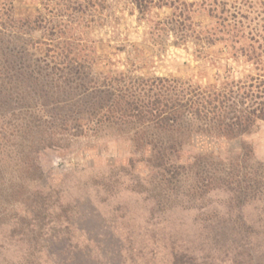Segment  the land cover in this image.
Segmentation results:
<instances>
[{
    "label": "rangeland",
    "instance_id": "rangeland-1",
    "mask_svg": "<svg viewBox=\"0 0 264 264\" xmlns=\"http://www.w3.org/2000/svg\"><path fill=\"white\" fill-rule=\"evenodd\" d=\"M133 1L94 0V9L76 15L73 0H12L10 14L29 38L95 57L100 71L110 61L115 71L133 64L146 75L211 80L219 73L196 59L192 44L153 41L154 23L171 9L142 19ZM194 11L199 29L214 24ZM221 49L218 43L208 53ZM25 145L21 139L0 161V264H264L261 202L238 205L225 190L169 197L152 182L146 155L116 132L74 139L62 157L35 144L25 161ZM194 145L222 158L247 148L264 163V123L234 141L197 138Z\"/></svg>",
    "mask_w": 264,
    "mask_h": 264
},
{
    "label": "trees",
    "instance_id": "trees-1",
    "mask_svg": "<svg viewBox=\"0 0 264 264\" xmlns=\"http://www.w3.org/2000/svg\"><path fill=\"white\" fill-rule=\"evenodd\" d=\"M133 3L142 19L154 8L171 9L154 23L153 41L192 44L196 59L219 73L211 80L146 75L133 64L115 71L110 61L100 71L95 57L29 38L11 15L12 0H0V161L21 139L30 143L26 161L35 144L62 157L74 139L116 132L146 155L152 182L169 197L181 189L192 199L225 190L238 205L264 204V163L252 150L226 158L191 150L197 138L234 141L264 123V0ZM95 5L73 0L69 7L77 15ZM195 7L214 24L199 29ZM218 43L219 56L209 54Z\"/></svg>",
    "mask_w": 264,
    "mask_h": 264
}]
</instances>
